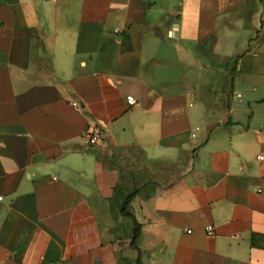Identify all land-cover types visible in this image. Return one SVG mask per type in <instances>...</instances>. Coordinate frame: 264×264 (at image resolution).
I'll use <instances>...</instances> for the list:
<instances>
[{"label":"crops","instance_id":"1","mask_svg":"<svg viewBox=\"0 0 264 264\" xmlns=\"http://www.w3.org/2000/svg\"><path fill=\"white\" fill-rule=\"evenodd\" d=\"M0 197V264H264V0H0Z\"/></svg>","mask_w":264,"mask_h":264},{"label":"rangeland","instance_id":"2","mask_svg":"<svg viewBox=\"0 0 264 264\" xmlns=\"http://www.w3.org/2000/svg\"><path fill=\"white\" fill-rule=\"evenodd\" d=\"M125 194L126 192L122 193L121 198H117L113 201V210H114V215L113 218L115 221L119 220L121 221L119 224V238L121 240L120 244L125 247L124 250H128L131 248V240L133 236V231L130 227H134L133 220L129 216H125L123 213H121V208L123 206V202L125 200ZM121 211V212H120ZM126 211L131 212V207H127ZM120 213V214H118Z\"/></svg>","mask_w":264,"mask_h":264},{"label":"trees","instance_id":"3","mask_svg":"<svg viewBox=\"0 0 264 264\" xmlns=\"http://www.w3.org/2000/svg\"><path fill=\"white\" fill-rule=\"evenodd\" d=\"M133 197H134V194L133 193H130L125 198V200L123 202V206L121 208V211H122V213L125 216H129L133 220L134 227H133V236H132V240H131V246H132V248L138 250L139 253H141V250H140V248L138 246V240H139L140 235H141V224H139L137 222L135 216L131 212L126 211V208L131 205V202H132ZM138 263L141 264L140 259H138Z\"/></svg>","mask_w":264,"mask_h":264},{"label":"built area","instance_id":"4","mask_svg":"<svg viewBox=\"0 0 264 264\" xmlns=\"http://www.w3.org/2000/svg\"><path fill=\"white\" fill-rule=\"evenodd\" d=\"M128 103L130 105H135L137 102L132 96H128ZM73 104L75 106H77L79 103L78 102H74ZM100 134L101 133H100L99 129H94L89 135L88 143L90 145L96 144L99 141V139H100ZM260 158L263 159V156H261ZM0 199H1V197H0ZM213 230H214V226L213 225H209L207 227V231H208L209 234H212ZM187 231L191 232V230H187Z\"/></svg>","mask_w":264,"mask_h":264}]
</instances>
